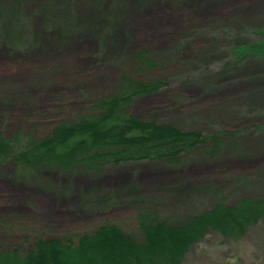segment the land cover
<instances>
[{
  "label": "rangeland",
  "instance_id": "1",
  "mask_svg": "<svg viewBox=\"0 0 264 264\" xmlns=\"http://www.w3.org/2000/svg\"><path fill=\"white\" fill-rule=\"evenodd\" d=\"M54 1L56 9L64 8L61 18L60 10L40 7L50 0H0V10L16 6L24 14L10 40L34 36L40 43L27 50L9 39L0 45L1 131L44 136L55 119L71 122L96 99L118 94L125 75L145 83L162 77L167 87L132 99L128 114L219 134L222 146L208 154L201 146L173 162L130 161L96 170L43 168L22 175L15 165L0 164L2 251L22 256L38 238L110 225L140 246L142 226L155 219L184 229L216 205L264 196V62L255 56L230 68L239 39H264L257 33L264 26V0ZM95 24L98 33L79 35ZM103 29L111 33L102 43ZM137 50L161 60L156 70L141 71L128 58ZM103 247L90 248L80 264L110 262ZM182 264H264V220L238 241L211 232L190 247Z\"/></svg>",
  "mask_w": 264,
  "mask_h": 264
},
{
  "label": "trees",
  "instance_id": "2",
  "mask_svg": "<svg viewBox=\"0 0 264 264\" xmlns=\"http://www.w3.org/2000/svg\"><path fill=\"white\" fill-rule=\"evenodd\" d=\"M50 1L52 2L40 7L50 12L59 6L55 1ZM5 7L0 10V45L11 39L9 31L13 35V28L17 30V23L24 15L16 6ZM56 10H60L58 18H61L64 8ZM96 25L84 26L78 34L81 35L88 29L92 33H98L99 27ZM100 33L103 43L111 30L103 29ZM257 33L264 37V26ZM35 41L34 36L22 39L17 36L15 41L10 40L18 48L23 47L25 50L38 48L40 43ZM241 41L239 39L240 44H235L238 47L235 48V60L230 62V68L244 65L255 56L262 58L264 62V39L247 44ZM101 45L105 50L108 43ZM181 50L185 51L187 48ZM128 58L133 59L141 71L156 70L158 61H161L148 50H137L132 55L129 54ZM167 84V79L162 77L145 83L125 75L119 80L118 88L122 89L118 94L96 99L85 109L82 113L84 115L80 114L71 122L65 121L64 117L55 119L50 123L51 131L44 136L36 137L37 133L24 134L21 131L9 136L0 130V164H13L22 175H26L43 168L70 170L87 167L96 170L109 164L120 165L130 161L167 159L173 162L181 154L201 146L209 148L206 154L211 149L213 153H218L222 146L219 134L186 132L167 123L144 120L128 114L127 109L132 99L157 93L167 87ZM209 156L212 157L211 154ZM262 220L264 196L257 200L245 198L235 205H216L214 209L189 220L185 227L192 228L193 232L186 233L184 226L182 229L176 224L155 219L154 223L142 226L145 242L137 246L135 240L117 226H100L85 234H71L64 238H38L33 248L22 256H17L15 250L7 252L0 248V264H11V261L12 264H80L82 255L99 245L107 246L103 247L104 250H110L106 252L110 257L107 264H182L190 247L204 240L211 232H218L228 239L238 241ZM113 246L117 247V251Z\"/></svg>",
  "mask_w": 264,
  "mask_h": 264
}]
</instances>
